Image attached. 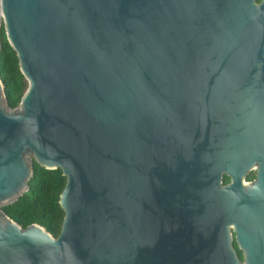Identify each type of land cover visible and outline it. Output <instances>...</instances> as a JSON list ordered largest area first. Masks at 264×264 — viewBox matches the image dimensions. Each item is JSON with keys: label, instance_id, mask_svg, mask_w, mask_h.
<instances>
[{"label": "water", "instance_id": "obj_1", "mask_svg": "<svg viewBox=\"0 0 264 264\" xmlns=\"http://www.w3.org/2000/svg\"><path fill=\"white\" fill-rule=\"evenodd\" d=\"M0 27V208L32 162L65 178L56 238L0 210V264H264V0H0Z\"/></svg>", "mask_w": 264, "mask_h": 264}, {"label": "trees", "instance_id": "obj_2", "mask_svg": "<svg viewBox=\"0 0 264 264\" xmlns=\"http://www.w3.org/2000/svg\"><path fill=\"white\" fill-rule=\"evenodd\" d=\"M260 0H256L259 2ZM0 82L3 87L5 103L10 109L17 107L20 97L26 89V82L20 75L17 59L6 43L0 27ZM253 174L246 177L251 181ZM223 184L228 182L226 177ZM65 178L59 170L47 171L32 162V176L27 183V191L11 205L0 208L1 212L22 229L36 224L51 237L56 238L60 231L63 213L58 206V197L64 187ZM237 258L241 254L232 244Z\"/></svg>", "mask_w": 264, "mask_h": 264}, {"label": "rangeland", "instance_id": "obj_3", "mask_svg": "<svg viewBox=\"0 0 264 264\" xmlns=\"http://www.w3.org/2000/svg\"><path fill=\"white\" fill-rule=\"evenodd\" d=\"M250 174H253V173H250Z\"/></svg>", "mask_w": 264, "mask_h": 264}]
</instances>
